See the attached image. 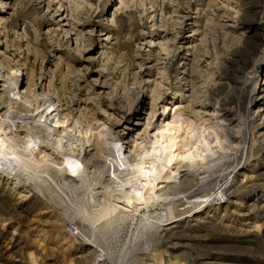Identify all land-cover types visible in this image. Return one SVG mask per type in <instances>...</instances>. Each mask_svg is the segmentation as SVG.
Listing matches in <instances>:
<instances>
[{
  "label": "rangeland",
  "instance_id": "obj_1",
  "mask_svg": "<svg viewBox=\"0 0 264 264\" xmlns=\"http://www.w3.org/2000/svg\"><path fill=\"white\" fill-rule=\"evenodd\" d=\"M2 61L8 71L23 70L24 86L34 71L40 91L69 114L66 146L77 148L71 137L76 121L94 127L100 121L121 137L123 151L135 140L155 139L171 118L187 117L196 132L202 130L220 109L216 99L229 88V75L254 72L257 95L247 105L251 157L227 174L234 181L226 175L211 183L227 177L232 194L206 213L203 208L201 221L189 216L151 232L153 246L141 238L128 264H153V254L163 264H264V0H0ZM176 102L182 106L177 116L171 111ZM113 144L87 156L102 160L96 176L103 170L108 186H115L109 182ZM84 155L74 157L80 163ZM222 164L214 174L222 173ZM89 166L91 175L96 167ZM100 184L103 206L110 195ZM60 203L49 195L31 200L27 189L0 178V264H103L100 252L71 239L75 225ZM83 203L95 206L88 197ZM127 215L116 212L93 226L118 263L141 226L137 215Z\"/></svg>",
  "mask_w": 264,
  "mask_h": 264
},
{
  "label": "bare ground",
  "instance_id": "obj_2",
  "mask_svg": "<svg viewBox=\"0 0 264 264\" xmlns=\"http://www.w3.org/2000/svg\"><path fill=\"white\" fill-rule=\"evenodd\" d=\"M6 63H0V178L10 181L15 187L27 189L31 200H37L41 195L59 198V203L65 205L67 220L75 225L74 236L69 234L71 239L91 246L96 253L100 252L97 254L98 263L128 264L129 258L140 250L141 238L144 245H154L148 243L151 232L159 234L166 225L176 227L189 216L201 221L197 216L199 213H206L213 204L223 202L232 194L231 185L225 188L227 177L211 184L214 178L232 174L251 157L249 151L254 141L247 128V105L257 95L254 72L236 77L229 75V88L225 95L216 99L220 109L209 114L207 122L201 125L202 130L196 132L187 117L171 118L156 135H152L155 139L135 140L132 149L123 151L121 137L115 136L112 129L100 121H96L97 127L76 121L71 126V137L76 139L77 148L66 146L64 128L69 123V114H62L65 109L59 101L40 91L34 80V71L32 79L24 86L23 70L8 71ZM173 107L170 110L176 115L182 106L176 102ZM113 143L118 146L117 157L109 166V182L115 186H108L101 181L103 170L96 176V172L102 169V160L95 155L87 156L95 149L105 152ZM85 145L88 150L84 149ZM84 151L79 163L74 155L80 157ZM62 157L70 159L56 161ZM90 164L96 167L91 175L88 172ZM221 164L224 165L222 173L214 174L212 168ZM189 175L192 180L186 179ZM100 183L105 185L110 195L109 204L103 206L98 196L102 193ZM119 186L122 195L117 192ZM110 187L112 189L109 190ZM219 189L223 190L222 194ZM77 191L79 193L74 195ZM72 194L74 198H71ZM86 197L91 198L94 207L84 206ZM124 201L127 204H122ZM157 206H161L163 211L157 213ZM116 212L137 215L141 224L136 239H128L120 263L116 261L118 254L105 248L100 232L93 229ZM108 259L111 261L107 262ZM151 259L153 264H163L159 255L153 254Z\"/></svg>",
  "mask_w": 264,
  "mask_h": 264
},
{
  "label": "built area",
  "instance_id": "obj_3",
  "mask_svg": "<svg viewBox=\"0 0 264 264\" xmlns=\"http://www.w3.org/2000/svg\"><path fill=\"white\" fill-rule=\"evenodd\" d=\"M226 181V185H225V188L228 187L230 185V180L228 178H225ZM224 189V187H222ZM219 191L221 192V194L223 193V190L219 189ZM222 196V195H220ZM74 230V229H73Z\"/></svg>",
  "mask_w": 264,
  "mask_h": 264
}]
</instances>
